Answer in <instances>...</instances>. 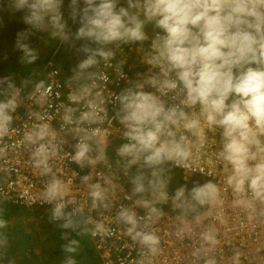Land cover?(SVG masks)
Listing matches in <instances>:
<instances>
[{
    "label": "clouds",
    "instance_id": "clouds-1",
    "mask_svg": "<svg viewBox=\"0 0 264 264\" xmlns=\"http://www.w3.org/2000/svg\"><path fill=\"white\" fill-rule=\"evenodd\" d=\"M8 205L39 264H264V0H0V264Z\"/></svg>",
    "mask_w": 264,
    "mask_h": 264
},
{
    "label": "rangeland",
    "instance_id": "rangeland-1",
    "mask_svg": "<svg viewBox=\"0 0 264 264\" xmlns=\"http://www.w3.org/2000/svg\"><path fill=\"white\" fill-rule=\"evenodd\" d=\"M8 207L15 208L16 206L8 205ZM17 212H21V213L19 215H15V217H12V219L13 220L16 219L15 222H17V220L23 221L24 225H21L20 222H18V224H20L22 228H25V235H24V237H22L23 240L18 239L15 243H16V245L20 244V243L22 245L25 243L26 245H28V247L30 248L31 253H32V255L21 254L22 256H18V257H20L21 261L22 260L31 261V259H32V261L34 260V263L36 262L37 264H39L38 261H40L41 256L44 255L45 243L41 239L39 232H34V234L31 236L27 235V229H35L36 228V224L34 223L33 218L29 217L28 211L26 209H21V210H18ZM38 214L39 213H37L36 215H38ZM16 247H18V246H16ZM18 255H19V253H18ZM23 264H32V263L25 262Z\"/></svg>",
    "mask_w": 264,
    "mask_h": 264
},
{
    "label": "crops",
    "instance_id": "crops-1",
    "mask_svg": "<svg viewBox=\"0 0 264 264\" xmlns=\"http://www.w3.org/2000/svg\"><path fill=\"white\" fill-rule=\"evenodd\" d=\"M16 209H19V207H15ZM15 208H10V207H8V212H9V215L11 216V218L12 217H15V215H14V210H15ZM21 209V208H20ZM21 213V212H20ZM16 220V219H15ZM14 220V221H15ZM16 246H18V244L16 245ZM17 249H19V255L17 254V256H15V258H17L16 259V264H23V263H25V262H29V263H32V264H37L36 262L34 263V260L32 261V259H31V261H24V260H22L21 261V259H20V257H18V256H22L21 254H23V255H32V253H31V250H30V248L28 247V245H26L25 243L24 244H22V245H19L18 247H17ZM29 251V252H28ZM28 252V253H27ZM31 253V254H30ZM34 256V255H33ZM23 259V258H22ZM38 262H40V261H38Z\"/></svg>",
    "mask_w": 264,
    "mask_h": 264
},
{
    "label": "trees",
    "instance_id": "trees-1",
    "mask_svg": "<svg viewBox=\"0 0 264 264\" xmlns=\"http://www.w3.org/2000/svg\"><path fill=\"white\" fill-rule=\"evenodd\" d=\"M10 206H11V205H10ZM16 207H18V206H16ZM18 210H21L20 207H19V209H15V210H14V215H19V214H20V212H17ZM18 222H20L21 225H24V223H23L22 220H17L16 223H18ZM23 237H24V236H23ZM20 240H23V238L21 237ZM19 245H21V243L18 244V246H19ZM28 252H29V251H28ZM28 252H27V253H28ZM18 253H19V249H17V247H16L15 256H17ZM30 254H31V253H30ZM58 255H59L58 250L55 251V252H53V253H52V256H50V257L48 258L47 264H52V261L55 260V259L58 257ZM90 255L92 256L93 259H95L94 254H91V253H90Z\"/></svg>",
    "mask_w": 264,
    "mask_h": 264
},
{
    "label": "built area",
    "instance_id": "built-area-1",
    "mask_svg": "<svg viewBox=\"0 0 264 264\" xmlns=\"http://www.w3.org/2000/svg\"><path fill=\"white\" fill-rule=\"evenodd\" d=\"M14 206H16V205H14Z\"/></svg>",
    "mask_w": 264,
    "mask_h": 264
}]
</instances>
